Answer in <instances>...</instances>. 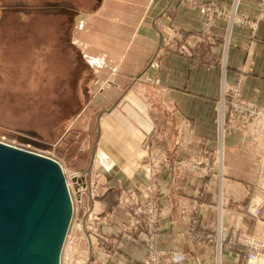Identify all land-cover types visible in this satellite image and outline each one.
<instances>
[{
	"label": "crops",
	"instance_id": "1",
	"mask_svg": "<svg viewBox=\"0 0 264 264\" xmlns=\"http://www.w3.org/2000/svg\"><path fill=\"white\" fill-rule=\"evenodd\" d=\"M234 2L85 0L64 5L54 20L69 26L68 42L91 74V97L61 142L73 127L81 137L72 168L90 195L112 185L100 199L113 217L99 223L110 241L103 264H146L143 238L118 226L132 220L119 204L120 186L139 185V198L159 205L156 247L166 264H243L247 242L264 239V202L260 217L247 210L260 197L262 151L248 124L253 110L264 115V3L241 0L244 22L232 24ZM202 5L216 11L208 32ZM229 90L238 95L225 100ZM221 131L222 162L204 159L198 167L213 173L186 169L184 159L220 152Z\"/></svg>",
	"mask_w": 264,
	"mask_h": 264
},
{
	"label": "rangeland",
	"instance_id": "2",
	"mask_svg": "<svg viewBox=\"0 0 264 264\" xmlns=\"http://www.w3.org/2000/svg\"><path fill=\"white\" fill-rule=\"evenodd\" d=\"M84 2L85 0H0V142L53 158L66 174L65 179L70 185L69 191L74 201V213L61 264H103L107 251H110L107 247L110 241L101 232L99 223L103 219L113 218L110 214L112 210L101 211L100 206L101 197L112 186L110 182L96 186L94 196L89 193L87 181L80 182V186L74 178H79V175L76 174L78 170L72 168L75 156L73 145L78 140L81 141V137L76 138L74 127L69 131L68 136L71 137L67 142H61L69 125L91 97V74L86 70L80 51L68 42L69 26H57L53 22L63 17L61 7L64 5L68 8L70 3L73 5ZM48 21L52 23L47 24ZM61 27L62 30L59 29ZM225 92L224 98L235 96V90ZM252 112L259 111L255 109ZM223 131L218 140L220 152H207L199 157L186 158V169L189 168L191 173L200 172L203 176L213 173L215 169L212 166L205 169L202 167L200 171L198 167L203 164L204 159L211 163H217L219 159L222 162L225 138ZM258 141L260 144L255 141V146L262 151V140ZM87 145L91 150L92 141ZM148 157L146 155L144 161ZM82 161L87 164L86 158ZM76 185L79 186L80 193H77ZM138 187L140 188L139 185L119 187L121 195L128 198L121 199L120 195L119 204L131 212V222L137 204L141 203L145 212V209L148 211L155 203L143 197L141 200ZM257 187L260 191L261 188ZM145 190L147 188L143 185L142 192L145 193ZM261 195L254 204H262ZM129 224L123 219L118 226L132 236L136 228ZM239 238L238 235L236 240ZM149 247L145 243L146 258ZM158 252L162 257L163 253L160 250Z\"/></svg>",
	"mask_w": 264,
	"mask_h": 264
},
{
	"label": "water",
	"instance_id": "3",
	"mask_svg": "<svg viewBox=\"0 0 264 264\" xmlns=\"http://www.w3.org/2000/svg\"><path fill=\"white\" fill-rule=\"evenodd\" d=\"M72 216L59 162L0 142V264H61Z\"/></svg>",
	"mask_w": 264,
	"mask_h": 264
},
{
	"label": "built area",
	"instance_id": "4",
	"mask_svg": "<svg viewBox=\"0 0 264 264\" xmlns=\"http://www.w3.org/2000/svg\"><path fill=\"white\" fill-rule=\"evenodd\" d=\"M241 0H235L234 6L232 8V11L230 13L231 17V23H243L244 20L237 19V11L238 7L240 5ZM262 3H264V0H261ZM200 12L205 17V24H204V30L209 31L212 27V25L215 23V9L210 8L207 5H202L200 7ZM222 16L225 15L223 12L221 13ZM238 95L237 90H235V96L232 97L230 95V98H234ZM226 100V98H224ZM226 105V103H225ZM252 114V113H251ZM225 120V119H224ZM226 121V120H225ZM249 129L251 130L253 138L256 142H258V145L260 144L259 139L262 140V155L260 157V173H259V179L257 182V185L261 188L260 194L261 195V201L264 202V115L260 112H253L252 118L249 122ZM64 173V172H63ZM65 178L66 174L64 173ZM155 202V201H153ZM139 203V207L134 210V219L129 224L131 227H135V235L137 237H142L146 244H148L149 251H148V257L146 258V264H166L162 257L160 256V253L157 250L156 247V240H157V230L160 222V208L159 205L155 202L152 207L147 211L145 209V212H143V208ZM261 204H251L249 206L248 213L254 215L256 218L260 217L261 215V208L259 207ZM138 211V212H137ZM138 216V221H137ZM247 245L250 247V252L247 256V259L243 264H264V239H251L247 242Z\"/></svg>",
	"mask_w": 264,
	"mask_h": 264
},
{
	"label": "bare ground",
	"instance_id": "5",
	"mask_svg": "<svg viewBox=\"0 0 264 264\" xmlns=\"http://www.w3.org/2000/svg\"><path fill=\"white\" fill-rule=\"evenodd\" d=\"M5 144V143H4ZM68 183V182H67ZM67 187H68V189L70 190V185L69 184H67ZM70 192V191H69ZM254 204V203H253Z\"/></svg>",
	"mask_w": 264,
	"mask_h": 264
}]
</instances>
